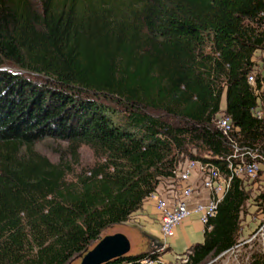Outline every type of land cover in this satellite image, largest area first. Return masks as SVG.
<instances>
[{
  "label": "trees",
  "instance_id": "trees-1",
  "mask_svg": "<svg viewBox=\"0 0 264 264\" xmlns=\"http://www.w3.org/2000/svg\"><path fill=\"white\" fill-rule=\"evenodd\" d=\"M258 51L264 0H0V264H71L186 161L219 164L224 97L236 138L264 154L248 82ZM47 139L72 162L40 154ZM252 200L236 179L186 264L232 251Z\"/></svg>",
  "mask_w": 264,
  "mask_h": 264
},
{
  "label": "built area",
  "instance_id": "built-area-1",
  "mask_svg": "<svg viewBox=\"0 0 264 264\" xmlns=\"http://www.w3.org/2000/svg\"><path fill=\"white\" fill-rule=\"evenodd\" d=\"M258 53L262 55L260 60L256 58ZM253 61L255 63L254 70L248 78L256 98V106L252 113L256 119L264 121V54L258 51ZM216 129L229 148V152L216 157L219 164L204 160H188L185 168L182 169V166L176 172V179L181 183V194L174 207H169L167 202L156 193L150 197L155 200L157 208L161 212L162 243L164 246L157 251L158 253L166 251L167 240L174 235L176 228L193 216H197L205 227V235L206 232H211L213 230L211 221L217 217L220 205L229 194L233 182L236 179L254 180L264 167V154L261 149L257 146L240 142L236 138L235 131L237 129L233 120L227 115V103L221 104ZM207 159L209 160L210 157H207ZM193 178H197L202 183L204 190L208 193V201L190 208L187 200L196 192L195 183L192 182ZM244 185L248 190L253 188L247 183H244ZM258 192L259 190L256 192L257 196L259 195ZM260 216L263 218L262 221H264L262 212ZM260 226L252 240L260 235L264 237L262 234L264 223L262 224L261 222ZM188 261L189 256L184 254L178 256L175 262H167L162 256H158L143 259L136 263L126 262L123 264H186Z\"/></svg>",
  "mask_w": 264,
  "mask_h": 264
},
{
  "label": "crops",
  "instance_id": "crops-1",
  "mask_svg": "<svg viewBox=\"0 0 264 264\" xmlns=\"http://www.w3.org/2000/svg\"><path fill=\"white\" fill-rule=\"evenodd\" d=\"M186 163L187 161L182 169L185 168ZM192 182L195 183L196 187L195 197L187 201L189 206L194 207L198 203L207 202L208 193L204 190L202 183L197 178H193ZM180 187L181 183L178 179L163 181L156 194L163 198L169 207H174L181 194ZM197 193L199 194L196 197ZM257 218H259L258 220H262L260 212ZM250 220V217H248V221ZM161 223V212L158 210L155 200L149 197L144 202L142 208L131 216L130 221L122 225L138 231L150 243L151 250L157 252L161 249L160 245L163 242ZM204 231L205 227L197 216L187 219L176 228L174 235L167 240V249L162 257L167 262H175L178 256L188 253L193 245L203 244L205 242Z\"/></svg>",
  "mask_w": 264,
  "mask_h": 264
},
{
  "label": "rangeland",
  "instance_id": "rangeland-1",
  "mask_svg": "<svg viewBox=\"0 0 264 264\" xmlns=\"http://www.w3.org/2000/svg\"><path fill=\"white\" fill-rule=\"evenodd\" d=\"M207 51L210 52V49L208 48ZM256 58L260 60L262 59V55L258 53ZM222 103H226L225 97L223 98ZM35 148L38 152H40V154L48 157L53 162H72L68 152V143L66 142L47 139L38 143ZM188 152L195 156H197L198 153L197 149L194 148L193 145L188 147ZM80 159L83 166H91L95 161L92 151L86 146L81 149ZM243 182L247 183L249 186H253V188L249 190V196L253 200L251 201L249 206H247V212H245V214H243L242 216L241 232L238 245L234 249H232V251L227 252L220 257L209 259L205 264H247L250 256L253 253H264V237L260 235L259 237L252 240L254 234L261 227L260 223L264 222L262 220H258L259 218H257L259 217V210L256 209L258 206L254 201L256 192L260 189V187L264 188V167L254 180L245 179L243 180ZM198 194L199 193H197L196 197L198 196ZM194 195L190 196V199H194ZM190 208L193 207L190 206ZM248 217H250V221H248ZM119 229L125 235H127V237L132 242H138L139 244L143 245V253H148L151 251L150 243L146 241V239H144L138 231L124 225H120ZM262 234L264 235V231L262 232ZM187 254L188 253H186V255ZM71 264H80V259L74 260Z\"/></svg>",
  "mask_w": 264,
  "mask_h": 264
},
{
  "label": "water",
  "instance_id": "water-1",
  "mask_svg": "<svg viewBox=\"0 0 264 264\" xmlns=\"http://www.w3.org/2000/svg\"><path fill=\"white\" fill-rule=\"evenodd\" d=\"M119 226H112L106 229L77 258L80 259V264H108L121 258L132 257L143 253V245L138 242H132L119 229ZM163 246L164 244L161 242L160 247L162 248Z\"/></svg>",
  "mask_w": 264,
  "mask_h": 264
}]
</instances>
